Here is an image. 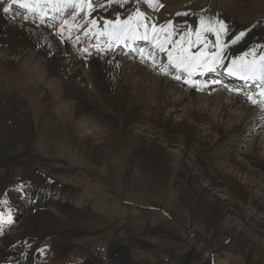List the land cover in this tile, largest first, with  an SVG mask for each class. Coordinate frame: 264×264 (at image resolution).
<instances>
[{"label":"bare ground","instance_id":"1","mask_svg":"<svg viewBox=\"0 0 264 264\" xmlns=\"http://www.w3.org/2000/svg\"><path fill=\"white\" fill-rule=\"evenodd\" d=\"M166 1L180 5L187 0ZM260 1L219 3L228 15L245 24L264 17ZM260 31L264 33V28ZM58 76L60 81L54 79ZM0 99L4 108L0 176L9 172L17 175L26 168L51 176L38 170L36 164L45 166V160L31 152V140L38 138L41 150L68 154L84 167L120 179L124 182L120 189L134 194L131 200L155 202L183 221L189 216L192 231L210 242L221 243L225 234L235 236L242 222L246 227L259 224L254 216L264 211V153L259 151L264 146V133L252 139L249 150L239 152L241 160L236 156L238 135L249 126H264V121L262 113L239 98L220 90L208 95L189 92L141 65L117 58L85 62L56 44L48 30L0 17ZM175 109L184 113L179 120L174 119ZM85 114L93 119L82 120ZM146 121H152L153 127H149L159 134L164 146L181 145L179 155L156 142V137L149 141L144 131L139 134L133 129L132 124ZM105 122L107 130L101 127ZM223 164L234 168L230 173L244 172L245 182L227 174L220 167ZM145 167L148 171H143ZM174 186L181 187L177 197L171 195ZM220 189L228 195L227 201L218 196ZM249 206L253 208L249 210ZM81 212L70 200L62 199L56 206L28 213L25 218L31 220L27 225L36 230L19 226L17 232L1 238L0 262L12 254L9 247L14 243L49 235L48 241L54 243L53 234L60 235L54 246V262L65 261L82 245L78 236L91 232L85 224L87 218L99 215ZM224 218L229 225H224ZM112 235H106L105 241ZM135 236L132 230L126 238L129 242L118 243L108 260L99 258L92 264H152L177 254L163 245H149L147 253L133 251L130 247ZM88 249L83 247L81 257L87 258ZM260 254L264 255V240L246 251L243 260L232 263H258Z\"/></svg>","mask_w":264,"mask_h":264},{"label":"rangeland","instance_id":"2","mask_svg":"<svg viewBox=\"0 0 264 264\" xmlns=\"http://www.w3.org/2000/svg\"><path fill=\"white\" fill-rule=\"evenodd\" d=\"M121 61L124 62L127 60L121 59ZM197 94L208 95V93ZM185 107L187 108L186 104H184L183 106L184 110ZM172 112L174 119L176 120L181 119L180 116L184 115L183 111H181L180 109L172 110ZM163 114H166V112H164ZM80 118H82V120H88L89 118L93 119V117L89 116V114H85V116H82ZM236 119L238 120L237 115ZM151 123H148L147 121L141 123L139 122L132 124V126L133 129L135 128L136 132L139 134H142V131H144L143 133L146 134L145 136L147 137V139L150 138L149 141H152L151 138L153 139L154 137H156V139L154 138V140L156 142H159L160 145L164 146L159 134H156L154 130L149 127L152 126ZM232 123L233 121H231V124ZM105 125L106 122L101 124V127L104 128ZM263 127L264 126L260 127L259 125L249 126L247 129L243 130L240 135H238V139L240 140V142L238 143L239 147L237 148L238 156H236L238 160H241L242 158V156H240L241 153H243L245 150L250 149V146L252 145V139L255 138V136H260L261 133H264ZM147 128L150 129L148 130ZM104 129L107 130L106 128ZM38 142V138L31 140V152H33L34 155H39L40 158L42 157L43 161L45 160V166L36 164L38 165V170L46 173V175L47 173L48 175H51L50 173H53L54 166H49L48 164L51 163L65 167L69 172L61 177L67 179L65 181V183L68 182L67 185L72 186L73 184L76 190L84 198L82 203L79 204L80 206H73L76 207L77 211H82L81 213H84L85 211H94L95 213L99 214L94 217L87 218L85 224L91 229V232H88L85 235L78 236L80 238L79 241L82 244L93 241L95 239V243H98L99 240L105 241L106 235L112 233L114 235H112L111 240L109 242H105L113 247L112 251H115L118 248V243H121L123 241L118 235L119 231L121 230L126 233L127 235L124 236L125 238H127L133 230V232L136 233V240L133 243L134 245H136L132 247L133 251L147 253L149 251V245H163L168 247L169 250L177 253L175 255H169L162 259H159V261H155L152 264H158V262L161 264H233V260H243L246 251H250L257 245V243H259V241L264 240V211H259L258 214L254 216V218L258 220L259 223L257 224V227L253 224H250V227H246L245 225L242 226V222L239 227L240 231L236 233L235 236L226 237L227 235L225 234L222 236L223 238L220 237L223 241L219 244H216L218 243V241H216V243L210 242L199 232L192 231V219L189 216L186 217V220L183 221L172 216L170 212L167 211V209H165L163 206L157 205L155 202H150L149 200L144 199L139 201L131 200L134 194L132 193V191H130V189L127 191L120 189V185L124 184V182H120V179L114 180L102 174L101 172L94 171L88 167H84L74 159L71 160L68 154L59 153L57 150H41L37 145ZM180 143H182L181 140ZM180 146L177 147L176 145H174L168 148L169 146L167 145L164 146V148L170 150L175 155H179ZM259 151L261 154L264 153V146L260 148ZM220 167L225 171L227 170V174L239 176L238 178L241 181L243 180V182H245L244 176L246 174L244 172L230 173V171H233L234 168H229L225 164ZM143 171H148L147 167H145V170ZM136 173L137 175H140L138 172ZM171 190V195L172 193H175L173 196L177 197V195L180 194L178 192L181 190V187L178 188L174 186L171 188ZM218 196L220 197V199L227 201L228 195L224 193L222 189L219 190ZM95 199H97L98 201H95ZM52 200L53 201L50 202V205L52 206H56L62 201H57L54 199ZM86 201L88 203L92 202L93 205L90 206L85 204L83 206ZM83 207L86 208L84 209ZM103 207L108 211L102 212L101 210H103ZM230 207L232 208V206ZM251 207L252 206H249V210H251ZM67 211L68 209L66 208L65 212ZM28 220H31V218H24L20 226H25L29 231H35L36 228L34 226L27 225ZM223 222L224 225L230 224L228 218H224ZM17 230L18 227L15 231L6 234L4 238L9 237L14 232H17ZM96 230L101 232H97ZM106 232L108 233L104 235V233ZM143 239L146 243L142 242ZM121 248L122 247L120 246V250ZM125 252L126 251L120 252V257L124 255ZM183 258L186 259L182 263ZM258 261V263L256 261V263L254 264H264L263 254L259 255Z\"/></svg>","mask_w":264,"mask_h":264},{"label":"snow or ice","instance_id":"3","mask_svg":"<svg viewBox=\"0 0 264 264\" xmlns=\"http://www.w3.org/2000/svg\"><path fill=\"white\" fill-rule=\"evenodd\" d=\"M61 3L64 8L72 9L71 15L73 18L80 14L90 17L91 13L96 11L97 8L103 9L105 6L104 4L95 5L93 0H61ZM11 4H18L21 8L34 12L39 6V0H35V2H30V0H11ZM3 11L8 12L9 8L4 7ZM177 15H181V13H177ZM184 15H187V13H184ZM64 23L67 24L68 22L64 21ZM87 23L89 27L85 30V34L97 27L96 19H88ZM77 27H81V25H77ZM149 27L145 22V14L137 9L134 15H130L127 19L121 20L119 17H116L112 20H105L103 29L98 34L107 36L117 44L124 43L129 39L150 40L154 48L167 53L168 64L172 68L186 73L189 77L197 71H214L216 67L224 66V49L227 45L222 44L220 40L221 33L227 31L224 21L205 20L202 17L200 28L195 32L190 29L187 32L177 33L171 23L159 27L153 24L151 25L150 35ZM140 28L144 29L142 33L140 32ZM207 32H212L217 37L215 43L216 50L213 52L206 51L209 42L204 34ZM59 34L63 35L62 32ZM244 35L245 33L241 32L232 40V43H236ZM176 36L179 38L174 39ZM196 45H202V47L198 51L193 52L192 48ZM140 51L143 53V49ZM226 71L228 75L238 76L246 82H256V86L261 89L260 95L264 96V51L257 55L255 49H252L240 56L234 57L226 66ZM175 78L177 80L181 79L179 75ZM248 99L253 104L257 103L252 96H249ZM7 222H11L10 215L7 218Z\"/></svg>","mask_w":264,"mask_h":264}]
</instances>
